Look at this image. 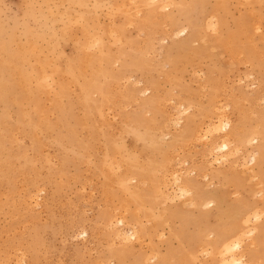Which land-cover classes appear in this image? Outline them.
<instances>
[{
	"label": "rangeland",
	"instance_id": "obj_1",
	"mask_svg": "<svg viewBox=\"0 0 264 264\" xmlns=\"http://www.w3.org/2000/svg\"><path fill=\"white\" fill-rule=\"evenodd\" d=\"M232 256L264 264V0H0V264Z\"/></svg>",
	"mask_w": 264,
	"mask_h": 264
},
{
	"label": "bare ground",
	"instance_id": "obj_2",
	"mask_svg": "<svg viewBox=\"0 0 264 264\" xmlns=\"http://www.w3.org/2000/svg\"><path fill=\"white\" fill-rule=\"evenodd\" d=\"M218 110V109H217ZM219 113V112H218ZM222 114V113H221ZM220 118V117H219ZM223 121V120H222ZM222 121H220V122H222ZM225 121V120H224ZM219 122V124H220V127H222V126H224V128H226L227 129V127H230V123L229 122H225L224 123V125L222 124V126H221V123ZM223 123V122H222ZM219 124L217 123L216 125L217 126H215V124H214V126L217 128V127H219ZM212 125V124H211ZM210 126V125H209ZM218 128V129H221V128ZM211 128V127H210ZM209 129V128H208ZM212 129V128H211ZM217 129V130H218ZM229 130L226 132V135L225 136H227V138H228V136L229 135H231V134H233V130L231 129V127L230 128H228ZM213 130H214V128H213ZM209 131H210V129H209ZM212 131V130H211ZM210 131V132H211ZM214 132H215V130H214ZM213 132V133H214ZM212 133V134H213ZM218 134V132H215V134ZM249 145H250V143H249ZM218 148H219V146H218ZM220 150L221 151H229L230 150V146H229V143H226V141L222 144L221 143V145H220ZM180 180V179H179ZM223 240H224V236H222L221 234H218V237H217V239L214 241V243L216 244V245H218V244H221L222 242H223ZM225 241H226V239H225ZM234 241H236V240H233V242L232 243H234ZM232 243H230V241L228 240V241H226L225 242V246H226V248H227V250H228V253H230V252H232V249H234V247H236V246H238V244H239V242L237 243V241L234 243V244H232ZM237 243V244H236ZM227 253V254H228ZM233 254V253H232ZM231 254V255H232ZM231 258V257H230ZM225 261V260H224ZM223 264H244V262L241 260V259H236V257L235 256H232V258L231 259H229V260H226Z\"/></svg>",
	"mask_w": 264,
	"mask_h": 264
}]
</instances>
